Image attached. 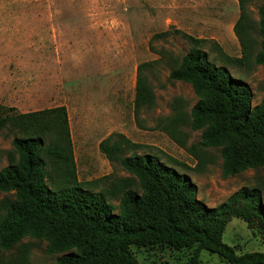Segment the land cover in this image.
<instances>
[{
  "label": "rangeland",
  "instance_id": "rangeland-1",
  "mask_svg": "<svg viewBox=\"0 0 264 264\" xmlns=\"http://www.w3.org/2000/svg\"><path fill=\"white\" fill-rule=\"evenodd\" d=\"M196 4L198 10L192 12L187 10L193 5L190 0H0V81L28 74L26 69L30 66H17L13 62L18 55L10 52V38L21 34L26 41L19 44V50L23 51L20 57L31 58L32 39L38 32L36 22L43 12L75 11L88 14L87 18L81 15L63 19L70 23V28L62 32H76L87 36L90 42H96L97 27L104 26L105 42L120 44L114 52L123 55L119 77L124 79L125 98L121 102L118 125L100 127L102 123L98 113H71L72 132L77 141L74 154L76 152L79 159L78 180L84 189L102 193L116 213H120V200L125 193L133 191L143 194L139 179L125 171L120 164L121 159L137 155L157 156L185 175L197 186L198 199L211 208L226 203L243 188H257L264 195V169L248 170L234 177L224 175L223 149L203 147L205 130L193 128L191 111L199 102L193 87L170 79L171 73L180 68L187 54L192 50H201L208 54L214 64L226 67L233 77L249 84L254 94L253 107L258 106L264 99V68L257 61L262 53L259 23L264 0H254L246 12L243 21L246 37L244 50L234 31L241 11L232 10V2H218L212 10H204ZM212 4L204 2L203 5ZM98 36L101 37L100 34ZM56 52L50 56L57 58ZM96 61L97 58L92 56L82 64L73 87L76 96L83 98L87 92L101 94L99 100L102 101L109 87L105 83L102 89L101 70ZM108 64L111 65L110 62ZM140 65H145L142 69L143 81L146 86L150 85L154 96L136 115L137 68ZM91 77L93 81H90ZM113 99L111 97L110 100ZM2 106L15 109L11 114H21L12 106ZM113 131L125 135L140 148L133 150L123 147L114 164L108 161L112 166L109 175L95 167L89 171L87 168L95 164L98 155L103 156L96 142ZM15 137L28 136L11 126L0 132V171L17 162L12 147ZM43 137L48 145L61 142L52 134ZM86 138L88 146H81ZM84 155L88 157L86 161ZM46 161L47 172L57 183L58 172ZM13 200L12 193L0 192V217L4 216L5 205ZM224 242L233 247L238 255L264 253V241L241 219L234 218L229 223ZM195 251V247L183 250L166 246L146 249L131 247L138 264H187ZM60 256L48 253L45 240L28 235L13 250L0 249V264H57ZM199 263L226 264L217 255L206 251L200 253Z\"/></svg>",
  "mask_w": 264,
  "mask_h": 264
},
{
  "label": "trees",
  "instance_id": "trees-1",
  "mask_svg": "<svg viewBox=\"0 0 264 264\" xmlns=\"http://www.w3.org/2000/svg\"><path fill=\"white\" fill-rule=\"evenodd\" d=\"M253 1L238 0L241 17L234 31L243 50V21ZM260 13L262 53L257 61L264 68V9ZM144 67L137 68L136 115L154 96L143 81ZM170 79L193 87L199 98L191 111L193 128L205 130L203 147L223 149L226 177L264 169V99L254 108L249 84L214 64L201 50L187 54ZM12 111L15 109L0 104V132L11 126L28 137L14 138L17 162L0 171V192L12 193L15 198L5 205L0 217L1 250H13L31 235L48 243L50 255H61L57 264H138L131 252L133 246L195 247L187 264H200L202 251L217 255L226 264H264L263 252L238 255L224 242L226 228L234 218L245 222L264 241V195L260 189L243 188L226 203L211 208L198 199L197 186L185 175L157 156L137 155L121 159L120 164L139 179L143 194L125 193L120 213H116L102 193L84 189L78 180L65 107L31 114ZM50 134L61 142L46 144L43 136ZM123 147L134 150L140 145L114 133L101 142L99 150L114 164ZM46 159L58 172L57 183L47 172Z\"/></svg>",
  "mask_w": 264,
  "mask_h": 264
},
{
  "label": "crops",
  "instance_id": "crops-1",
  "mask_svg": "<svg viewBox=\"0 0 264 264\" xmlns=\"http://www.w3.org/2000/svg\"><path fill=\"white\" fill-rule=\"evenodd\" d=\"M190 1L193 5L188 7L187 10L194 12L198 10V5L196 3L204 10H212L216 8L218 2L224 0ZM226 1L232 2V10L239 12L240 7L238 0ZM204 2H211L213 4L203 5ZM81 15L86 16V18L89 16L88 14L75 11L68 13L48 11L41 13V15L38 16L39 20L36 22L38 25V32L32 39L31 58L20 57L23 51L19 50V44H24L26 41L25 38L23 36L21 37L19 33L12 35L9 44V48H11L10 52L18 55L14 58L13 62L17 66H30V68L26 69L28 74L22 76L16 75L0 81L1 104L12 106L21 114L65 107L69 114L74 150L77 147V141L72 132L71 113L77 111L81 113L86 112L87 114L98 113L100 122L102 123L100 127H115L118 125L117 121L122 111V99L125 98L123 92L124 79L122 80L121 77H119L123 55L114 52V50L118 49L120 44L105 42L103 38L104 26L101 28L97 27L96 42H90L87 36L78 35L76 32H70L69 34L62 32L63 29L70 28V23L63 19L67 17L76 18ZM98 29H100V32H98ZM99 34L101 37L98 36ZM106 51L108 52L106 53ZM54 52L57 53V58L50 56L52 53L54 54ZM92 56L97 58L101 70L102 89H104L105 83H107L109 87L102 101L99 100L101 94L87 92L83 95V98L76 96L75 87H73L76 84L75 81L78 80L77 76L81 70L82 64L84 65ZM108 62H110L111 65L108 64ZM106 65L108 66L106 67ZM90 81H93L92 77ZM111 97L114 99L110 100ZM87 124L88 122H86V128ZM115 132L113 131L104 137L101 136L96 142L97 148L99 149L101 142ZM87 142L88 139H84V141H82L83 145L81 146L87 147ZM84 156V161H86L88 157L87 155ZM103 156L98 155L99 159H97L92 166H87V169L90 171V168L94 170L95 167V169L103 170L105 175L111 174L112 166ZM75 159L77 168H79V159L76 152Z\"/></svg>",
  "mask_w": 264,
  "mask_h": 264
}]
</instances>
